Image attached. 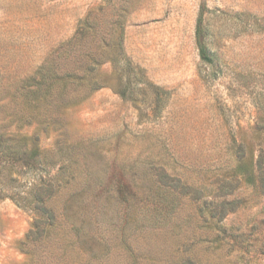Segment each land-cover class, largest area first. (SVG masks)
Listing matches in <instances>:
<instances>
[{"label":"rangeland","instance_id":"374dc122","mask_svg":"<svg viewBox=\"0 0 264 264\" xmlns=\"http://www.w3.org/2000/svg\"><path fill=\"white\" fill-rule=\"evenodd\" d=\"M41 67L65 94L31 86ZM0 131L36 136L59 180L39 237L0 199V264H264V0H0ZM230 182L221 240L183 184Z\"/></svg>","mask_w":264,"mask_h":264},{"label":"trees","instance_id":"16d2710c","mask_svg":"<svg viewBox=\"0 0 264 264\" xmlns=\"http://www.w3.org/2000/svg\"><path fill=\"white\" fill-rule=\"evenodd\" d=\"M196 44L199 50L202 61L208 65H214L216 57L211 51L209 43V31L204 23V12L200 14L196 26ZM121 53V52H120ZM118 58V57H117ZM117 60V59H116ZM69 74V73H68ZM67 77L70 78V75ZM65 78V81H63ZM52 81L53 86L55 82H61L63 86L57 87V93L60 95L65 94L67 89L68 80L65 76L58 73H54L47 67H41L33 77V82L30 83L33 88H37L39 85L47 80ZM141 79H143L141 77ZM92 89L97 88L98 85H90ZM37 89L32 90L36 92ZM45 149L41 148L39 140L34 135L22 133L20 131H0V199L11 198L20 207L30 209L34 212L35 218L33 222L32 233L36 236H42L46 226L50 225L54 221L55 213L49 206V199L56 193L59 187V180L57 174H50L53 171L52 167L48 168L44 164L48 165V162L44 161L43 154ZM58 161L54 160L49 164H55ZM29 171H32L36 178L27 186L26 189H22L18 185L20 183L19 176L25 175ZM157 172L158 179L166 185H173L178 187L181 183L180 178L168 173L164 168H159ZM47 172L45 175L44 172ZM227 185V188L222 193L219 192L220 188ZM220 185L218 194L215 199H209L207 197L202 198L203 189L190 184H183L187 190H189L191 196L194 199L201 200L200 212L202 214L205 223L215 221L220 230L218 238L223 240L232 236L230 229L225 224V220L229 213L236 209L235 198H230L234 193V183ZM182 264H199L192 258H187Z\"/></svg>","mask_w":264,"mask_h":264}]
</instances>
